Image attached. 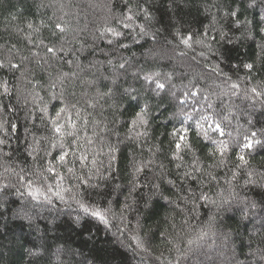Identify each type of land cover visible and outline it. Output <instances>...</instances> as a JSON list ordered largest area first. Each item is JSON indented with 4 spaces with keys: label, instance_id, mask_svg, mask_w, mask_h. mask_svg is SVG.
<instances>
[{
    "label": "trees",
    "instance_id": "obj_1",
    "mask_svg": "<svg viewBox=\"0 0 264 264\" xmlns=\"http://www.w3.org/2000/svg\"><path fill=\"white\" fill-rule=\"evenodd\" d=\"M262 16L264 0H0V264H264ZM204 92L223 135L179 103Z\"/></svg>",
    "mask_w": 264,
    "mask_h": 264
},
{
    "label": "rangeland",
    "instance_id": "obj_2",
    "mask_svg": "<svg viewBox=\"0 0 264 264\" xmlns=\"http://www.w3.org/2000/svg\"><path fill=\"white\" fill-rule=\"evenodd\" d=\"M224 82V80H223ZM213 88L217 89L218 88V94L222 95H226L228 97H231L233 94H234V91L231 92L229 89H227L226 87L222 86V85H218V84H213ZM238 91V90H237ZM209 96L207 95V93H203L202 94V97H199L198 95H190L188 96L187 94H185L183 96V98L181 100H179V103L181 106H183L185 109H187V116L190 118L191 116L195 115L196 112H198L199 110L203 111V110H207L206 112V115L205 117H208L209 114H212L213 112V109L211 106H208V98ZM197 98L200 100H197ZM257 104H262V101H259L256 102ZM191 104V106H189ZM189 106V107H188ZM257 106V105H256ZM256 110H261L260 109V105L257 106ZM228 115H231V112L228 114ZM252 120L253 118L251 116L247 117V123L249 125L252 126ZM199 127H205V128H210L211 130L215 128V125L213 124V122L211 121V119H207L205 120L204 117H199L198 118V124H197ZM211 126V127H210ZM220 141H223L225 143L226 140H224V137L221 136L220 137ZM261 144L260 146H263L264 145V142H263V138L260 140V143ZM250 183V182H249ZM89 212V211H88ZM92 212L94 213V210H92ZM91 213V212H90ZM264 254V252H263Z\"/></svg>",
    "mask_w": 264,
    "mask_h": 264
},
{
    "label": "snow or ice",
    "instance_id": "obj_3",
    "mask_svg": "<svg viewBox=\"0 0 264 264\" xmlns=\"http://www.w3.org/2000/svg\"><path fill=\"white\" fill-rule=\"evenodd\" d=\"M261 19L264 20V16H262ZM58 27H59V26H58ZM189 39H191V37H189L188 39H185V40L183 41V43L188 44V40H189ZM49 51L51 52V51H54V50H53V49H49ZM2 66H3V65H0V67H2ZM12 67H17V66H16V65H12ZM244 67H246V68H248V69L251 70V69L253 68V65H251V64H246V65H244ZM157 87L163 89V88H164V84H157ZM253 91H255V89H254ZM61 111H63V109H62ZM143 111H144V110L142 109L141 112L143 113ZM59 115H60V113L58 112V113H57V116H59ZM204 119L207 120L208 118H207V117H204ZM13 127H15V126H13ZM210 127H211V126H210ZM212 130H213V131H218L221 135L224 134V133H223V130L220 128V125H219V124H217V125L215 126V128L212 129ZM56 131L59 132L60 129L57 128ZM182 131H187V130L184 129V130H182ZM205 135H207V133H206ZM255 135H256L255 133H252V136H253V137H255ZM184 138H185V137H184L183 135L180 136V140H181V141H182ZM255 143H260V141H255ZM220 145H221V146H220V148H219V151H220L221 155H223L224 151H225L226 148H227V145L224 144L223 141L220 142ZM180 147H181L180 143H177V148H180ZM243 147H245V148H247V149H252V148H253V142H252L251 140H248V142L245 143ZM66 155H67V153H64V154L60 155V156H59V160H60V161H64ZM239 159H240L241 161H243V162L246 163V161H245V157H244L243 155H240V156H239ZM50 171H51V169H50ZM70 171H71V170H70ZM93 215L97 216V217H98L99 219H101V220L104 219V217H103L99 212H95V213H93Z\"/></svg>",
    "mask_w": 264,
    "mask_h": 264
}]
</instances>
